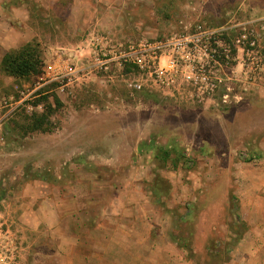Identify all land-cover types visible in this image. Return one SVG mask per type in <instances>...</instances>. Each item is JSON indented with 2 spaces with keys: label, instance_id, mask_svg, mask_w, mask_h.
I'll return each instance as SVG.
<instances>
[{
  "label": "rangeland",
  "instance_id": "1",
  "mask_svg": "<svg viewBox=\"0 0 264 264\" xmlns=\"http://www.w3.org/2000/svg\"><path fill=\"white\" fill-rule=\"evenodd\" d=\"M11 1L38 72L0 68V99L27 95L1 133L0 264H264V71L241 81L236 50L242 99L221 88L201 104L86 57L94 35L163 38L202 21L228 28L231 46L251 31L264 62V0ZM72 54L76 79L50 80L54 63L72 72ZM106 223L122 246L106 244Z\"/></svg>",
  "mask_w": 264,
  "mask_h": 264
},
{
  "label": "built area",
  "instance_id": "2",
  "mask_svg": "<svg viewBox=\"0 0 264 264\" xmlns=\"http://www.w3.org/2000/svg\"><path fill=\"white\" fill-rule=\"evenodd\" d=\"M228 28L211 27L204 22H198L183 32H174L159 38L142 36L139 38L116 39L107 35H94L90 41L91 57L97 70L109 72L111 66L126 71L136 70L146 82L155 89L172 90L189 88L191 97L201 104L215 102L224 88L223 102L232 99H242L234 95L233 86L237 81L238 59L236 50L241 49L242 73L244 83L257 82V74L264 71V62L257 38H252V32L233 41V46L227 40ZM246 30V29H244ZM246 45V47H244ZM48 72L50 80L59 81L72 74L75 80L76 69L72 64V72H64L57 63L50 65ZM131 73L124 72L126 87L131 93L144 90L143 78H127ZM19 100L12 98L0 99V144L3 137L4 124L24 105L27 95L22 92ZM32 108V107H29Z\"/></svg>",
  "mask_w": 264,
  "mask_h": 264
},
{
  "label": "crops",
  "instance_id": "3",
  "mask_svg": "<svg viewBox=\"0 0 264 264\" xmlns=\"http://www.w3.org/2000/svg\"><path fill=\"white\" fill-rule=\"evenodd\" d=\"M12 6H13V3L11 0H0V50H1L0 51V68H1L2 60L8 52L12 51L13 49H18V48L21 49L27 43V40H26L25 43H22L20 45L17 44L16 36L14 34L17 33V34L22 35V30H20V32H19L12 25L13 20L15 18L13 17L12 12H9L6 9L7 7H12ZM20 23H22V19L20 20ZM113 38L121 39L120 37H117V36H113ZM90 41H91V38L89 39L88 53L86 56V57H88L87 59H88V63H89L87 67L94 69V70H97V67L94 66V61L91 57ZM75 55L72 54V64H73V66L77 72V70H78V68H76V63H77L76 59L77 58ZM99 71H101V70H99ZM75 79H76V76H75ZM261 173H262L261 177H262V179H264V170H262ZM101 226L103 227V230L106 231L104 239L106 240L107 245H109V243H112V242H117V244H116L117 246L118 245L122 246V244L120 243L122 238H119V232H120L119 227L120 226H118V228L117 227L114 228V227H111L109 223L101 224ZM168 257L169 256H167V258ZM172 257L175 260L174 264H187L186 262H183V259L179 258L178 256H172ZM172 257H171V259H172ZM149 258H147V259H149Z\"/></svg>",
  "mask_w": 264,
  "mask_h": 264
},
{
  "label": "trees",
  "instance_id": "4",
  "mask_svg": "<svg viewBox=\"0 0 264 264\" xmlns=\"http://www.w3.org/2000/svg\"><path fill=\"white\" fill-rule=\"evenodd\" d=\"M36 53V50L28 44L21 49L12 50L4 56L1 68L6 73L18 78L37 73V61L35 60ZM48 119L49 117L42 115L41 118L36 121L38 123L36 128H40L47 123Z\"/></svg>",
  "mask_w": 264,
  "mask_h": 264
}]
</instances>
